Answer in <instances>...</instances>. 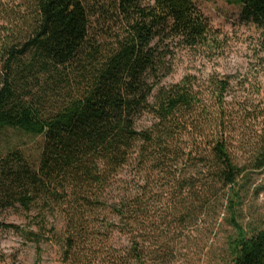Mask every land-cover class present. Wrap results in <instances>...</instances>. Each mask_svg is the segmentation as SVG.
<instances>
[{"label": "trees", "instance_id": "trees-1", "mask_svg": "<svg viewBox=\"0 0 264 264\" xmlns=\"http://www.w3.org/2000/svg\"><path fill=\"white\" fill-rule=\"evenodd\" d=\"M232 1L264 28V0ZM210 33L194 0H0V133L44 136L37 165L0 151V212L28 220L5 226L69 264H176L219 235L211 264H264V219L243 218L264 131L229 109L228 77L161 86L171 48Z\"/></svg>", "mask_w": 264, "mask_h": 264}, {"label": "rangeland", "instance_id": "rangeland-1", "mask_svg": "<svg viewBox=\"0 0 264 264\" xmlns=\"http://www.w3.org/2000/svg\"><path fill=\"white\" fill-rule=\"evenodd\" d=\"M194 2L210 21L211 47L198 51L171 48L169 60L173 71L161 86L176 84L187 75L196 77L201 85L213 77H228L230 89L226 101L229 109L237 117L251 118L256 129L264 131V28L244 21L242 7L232 0ZM151 120V115L144 114L137 128L144 129ZM43 144L44 136L35 137L12 129L0 133V151L21 150L35 165ZM131 173L130 169L126 170L124 179L130 181ZM243 218L245 221L264 219V171L251 175ZM50 222L58 231L63 227L59 218L51 217ZM11 224L28 228V220L16 209L0 212V249L7 256L6 264H69L62 259V247L58 240H46L38 250L36 244L5 226ZM216 241V247H221V235ZM121 242L120 237L115 236V243ZM204 245L185 249L176 264H211L216 247L210 246L201 257L200 249Z\"/></svg>", "mask_w": 264, "mask_h": 264}]
</instances>
